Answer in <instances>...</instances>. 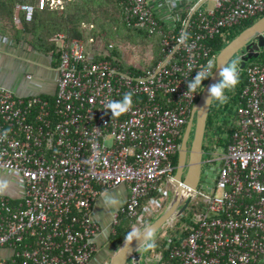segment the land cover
<instances>
[{
  "label": "built area",
  "instance_id": "1",
  "mask_svg": "<svg viewBox=\"0 0 264 264\" xmlns=\"http://www.w3.org/2000/svg\"><path fill=\"white\" fill-rule=\"evenodd\" d=\"M214 1L212 8L204 0L178 7L170 21L148 0L130 2L126 20L163 35L158 61L143 73L96 60L72 39L60 55L53 96H20L0 86V171L11 172L22 189L17 201L0 196V264H89L101 233L93 204L120 185L129 195L114 225L120 214L139 229L156 216L168 197L172 156L203 89L185 95L188 81L217 56L210 40L264 13V0ZM47 3L57 8L62 1L39 0L38 6ZM35 9L17 4L15 19L23 13L31 21ZM98 53L108 49L99 46ZM242 70L247 82L224 132L228 142L213 144L214 150L208 142L204 151L203 163H217L213 182L206 190L199 185L200 207L181 226L188 235L172 241L166 229L170 255L162 264H258L264 258V64ZM127 92L130 109L112 118L105 104ZM161 260L154 254L148 263Z\"/></svg>",
  "mask_w": 264,
  "mask_h": 264
},
{
  "label": "trees",
  "instance_id": "2",
  "mask_svg": "<svg viewBox=\"0 0 264 264\" xmlns=\"http://www.w3.org/2000/svg\"><path fill=\"white\" fill-rule=\"evenodd\" d=\"M38 1L0 0V34L14 38L17 41L24 39L30 46L45 54L52 52L51 57L56 61L54 65L59 64L60 55L72 39L81 40L84 43L85 52L87 54L92 53L94 59H108L121 69L130 70L135 73H143L156 64L160 57L159 51L161 50L163 35L158 32L151 33L148 28L135 25L134 21L129 23L126 20V8L132 0H62V3L57 8H53L47 4L43 9L38 7ZM17 4H33L37 7L31 21H27L24 15L22 13L20 14V20L22 22L21 28H17L15 22ZM187 15L188 11H184L183 17L185 18ZM262 15L264 13L245 20L239 25L224 29L222 33L216 35L209 42L213 47L214 53H218L231 39L254 23ZM119 26H124L127 32L124 34L120 33L118 30ZM133 31H140V34H143L137 36L132 33ZM60 35L64 37L65 45L57 42ZM153 38L155 40H152ZM126 41H131L134 45H149L152 50V60L145 64L139 62L137 66L134 64L126 65L123 54L120 53L121 50L118 46L119 42L123 43ZM157 45L159 51L156 49ZM99 46L108 49V53L99 54ZM254 63L264 64V47L261 50L259 59H251L247 63V66ZM208 79L205 81V84ZM246 82L245 70H242L238 86L233 92L227 93L229 96L228 102L223 105L218 103L212 104L207 129L220 128L221 131L224 129L225 126L219 125V119L224 118L229 120V117L233 116V112L239 103L240 93L245 87ZM216 121H219L218 127L214 125ZM186 126L184 127V131ZM210 132L212 133L213 131ZM181 140L182 138L179 141L181 142ZM177 157V153L172 157L173 165L177 164ZM152 194L155 195L158 193L153 192ZM170 199L171 196L166 203ZM196 210L195 207L191 208L190 204L187 210L189 213L186 216H184L185 213L182 214L181 222L177 223L175 228L170 227L168 229V234L172 241H175L177 236L184 238L188 235L189 231L182 230L181 226L183 223L190 221L191 216ZM154 218L151 217L147 223L153 221ZM134 223H136L135 219L130 218L128 214H120L119 221L115 225V231L110 236V242L114 248L118 249L121 246L124 242V237L133 228ZM167 244L168 241L165 238L157 240L156 247L153 248L150 254H160L162 256L161 264L169 260L170 249H168ZM110 258L108 262H110Z\"/></svg>",
  "mask_w": 264,
  "mask_h": 264
},
{
  "label": "crops",
  "instance_id": "3",
  "mask_svg": "<svg viewBox=\"0 0 264 264\" xmlns=\"http://www.w3.org/2000/svg\"><path fill=\"white\" fill-rule=\"evenodd\" d=\"M157 15L165 21L172 19L173 11L178 7L197 3L199 0H148ZM214 0H204L205 8L214 7ZM193 4V5H194ZM17 13V11H16ZM17 28L22 27L21 20L16 22ZM64 37L60 35L58 43L64 44ZM52 54H45L36 50L24 39L21 41L14 40L0 34V86L11 89L17 95H46L53 96L57 90V79L59 76L58 65H54L56 61ZM58 62V61H57ZM17 201L22 196L21 185L16 177L9 171H0V190ZM129 189L126 185H120L113 190L103 191L93 204V219L108 230L111 228V222L108 219L107 212L113 214L118 211L127 202ZM115 214V213H114ZM113 214V216H114ZM102 232V229H101ZM107 232V231H104ZM103 232V233H104ZM113 232V228L111 233ZM110 233V235H111ZM98 237L97 245L99 250L100 237ZM145 251V250H144ZM102 253V252H101ZM98 252L96 253V255ZM112 254L111 249H107L106 255ZM93 258L94 264H102L106 260L102 256V261ZM108 258V259H109ZM108 262V260H106ZM109 263V262H108ZM264 264V258L258 263Z\"/></svg>",
  "mask_w": 264,
  "mask_h": 264
},
{
  "label": "water",
  "instance_id": "4",
  "mask_svg": "<svg viewBox=\"0 0 264 264\" xmlns=\"http://www.w3.org/2000/svg\"><path fill=\"white\" fill-rule=\"evenodd\" d=\"M262 47H264V15L231 39L217 53L216 57L222 67L235 59L237 54L241 52L238 59L242 70L251 59L260 56ZM219 80L218 72H215L208 79L187 123L179 149L178 166L171 177V183L175 191L173 197L159 216L141 228L142 231L147 227L154 236L165 225H170L180 217L197 195L202 176L204 136L212 106L207 102V89ZM191 136V146L188 148L187 143ZM141 251L142 249H137L135 240L128 248H124L123 242L112 255L109 264H140L141 254L139 253Z\"/></svg>",
  "mask_w": 264,
  "mask_h": 264
},
{
  "label": "clouds",
  "instance_id": "5",
  "mask_svg": "<svg viewBox=\"0 0 264 264\" xmlns=\"http://www.w3.org/2000/svg\"><path fill=\"white\" fill-rule=\"evenodd\" d=\"M38 3H39V1H38ZM240 71H241V68H240V60L239 59H233L229 63H227L221 67L217 57L212 56L206 61V63L204 65H202L200 67V69L196 72V75L194 76V78L192 80L188 81V83H187L188 91L185 93V95L188 93H192L194 95L199 93V91H198L199 89H201V88L204 89L203 82L206 79L212 77L215 72H218V74L220 76V80L217 83L212 84L210 87H208V89H207V92H208L207 102L209 105H211L213 103H218L220 105H223V104L227 103L229 100V96L227 95V93L233 92L236 89V87L238 86L239 81H240ZM132 95L133 94L131 92H127L123 95L122 99L110 100L105 104V109L111 111L112 118L119 117L121 114L127 112L130 109V107L133 103ZM184 132L185 131L183 129L182 137L184 135ZM179 143H180V147H181V142L179 141ZM180 147H179V149H180ZM174 167H175V165H174ZM174 171H175V169H174ZM169 183H171V178H170ZM171 185H172V183H171ZM198 188H199V186H198ZM195 197H194V199H195ZM154 217L156 218L157 215ZM175 221H177V220H175ZM142 227H144V225ZM141 228L139 229V228L133 226V228L126 234V236L124 237V248L130 247L134 240L137 243V249H142V250L146 251V250H150V249H153L156 247V240H155V237L152 235L151 231L148 230L147 227H145V229L143 231L141 230ZM114 231H115V225L113 226V232ZM116 250L117 249L115 248V251ZM114 253L115 252H113L110 256L112 257V255Z\"/></svg>",
  "mask_w": 264,
  "mask_h": 264
},
{
  "label": "rangeland",
  "instance_id": "6",
  "mask_svg": "<svg viewBox=\"0 0 264 264\" xmlns=\"http://www.w3.org/2000/svg\"><path fill=\"white\" fill-rule=\"evenodd\" d=\"M62 1V0H61ZM195 2V1H194ZM16 18V17H15ZM15 22H17V20L15 19ZM118 30L120 31V33H122V34H124L125 32H127V30H126V28L124 27V26H119V28H118ZM132 33H134L135 35H141V34H143V33H141L140 34V31H133ZM155 38V37H154ZM152 39V40H155V39ZM157 39V38H156ZM119 45V48H120V53H122L123 54V58H124V63L126 64V65H128V64H134V65H136L137 66V64L139 63V62H143L144 64L145 63H147V62H149V61H151L152 60V56H151V52H152V50H151V47H149V45H142V44H137V45H134L133 43H131V41H126V42H123V43H121V42H119L118 43ZM157 50H158V45H157V48H156ZM159 51V50H158ZM257 59H259V57L257 58ZM219 121H220V124L219 125H221V126H225V128L226 129H223L222 131H221V129L219 128H215L214 130H213V132H212V135H211V137H209V134H208V136H207V138H206V140H205V145L206 144H208V142L210 143V144H212V146H210V148H213L212 150H214V147H213V144H218V143H223V144H226L227 142H228V140H227V136L225 135V131L227 130V131H229V129H230V125L228 124L229 122H230V120H228V119H224V118H220L219 119ZM219 121H216L215 123H214V125H216L217 127L219 126L218 125V122ZM211 130H209V131H207V132H210ZM205 158H206V156H205ZM217 163H213V164H207V163H203V167H202V176H201V181H200V187L202 188V189H205L206 190V188H204V186L203 185H207V183H209V185H211L212 184V182H213V179H214V177H215V174H216V170H217ZM164 189L166 190V192H167V195H168V197H167V200H168V198L171 196V197H173V195H174V186L173 185H171V183H169V182H166L165 183V185H164ZM110 190H113V189H110ZM5 195V193L4 192H2V189L0 190V196H4ZM167 200H166V202H167ZM199 201H200V198H196V199H194L192 202H191V208L193 207H195V209H197L198 207H200V203H199ZM165 202V204L163 205V207H161L160 209H159V211L156 213V215L157 216H159L161 213H162V211L167 207V205L169 204V202L168 203H166ZM188 209H186L185 210V215L184 216H186L188 213H189V211H187ZM117 212V210L115 211V212H113V214L114 213H116ZM183 213V214H184ZM113 214L112 213H110L109 211L107 212V216H108V219H109V221L111 222V220H112V224H111V228H110V230H108L106 227H102L101 226V224H99L100 225V227H101V229H102V232H101V237H100V243H101V245L99 244V250H98V254L96 255V260H99L100 262L102 261V256L104 255L105 256V258H106V260H108V255H106V251H107V249H111L112 250V253L113 252H115V248H113V247H111L110 245H109V243H108V239H109V237H110V233H111V231H112V228H113V226H114V222H115V220H114V216H113ZM182 216V215H181ZM180 216V217H181ZM183 216V217H184ZM177 218L176 220L177 221H175L172 225H165L163 228H161L155 235H154V237H155V240H156V243H157V239H163L164 238V233H165V231H166V229H169L170 227L171 228H175L176 227V224L177 223H180L181 222V219H182V217L181 218ZM155 219V218H154ZM153 219V220H154ZM104 231H107V232H104ZM104 232V233H103ZM152 250L153 249H150V250H146L145 252H144V255H145V257H143V259H142V263L143 264H149L148 263V257L150 256V254H151V252H152ZM102 252V253H101ZM93 260V259H92ZM90 261V263L89 264H94V262L93 261ZM103 261L102 262V264H109L107 261Z\"/></svg>",
  "mask_w": 264,
  "mask_h": 264
},
{
  "label": "flooded vegetation",
  "instance_id": "7",
  "mask_svg": "<svg viewBox=\"0 0 264 264\" xmlns=\"http://www.w3.org/2000/svg\"><path fill=\"white\" fill-rule=\"evenodd\" d=\"M263 48V47H262ZM262 48H261V50H262ZM240 56H241V52H239L238 54H237V57L235 58V59H238V58H240ZM208 124V123H207ZM229 125H230V123H228ZM224 129H226L225 127H224ZM214 130V128L211 130V131H213ZM207 131H209V129H207L206 128V132H205V136H204V142H203V145H204V151H205V149H206V146H207V144L205 145V140H206V138H207V136H208V134H209V137H211V135H212V133L211 132H207ZM182 139H183V137H182ZM191 139H192V136L189 138V140H188V143H187V145H188V148H190V146H191ZM181 143H182V141H181ZM177 154H178V157H177V164L175 165V171H176V167L178 166V159H179V149H178V151H177ZM203 161H204V152H203ZM175 171H174V173H175ZM112 234V233H111ZM111 236V235H110ZM157 240H159V239H157ZM108 243H109V245L111 246V247H113L114 248V246H113V244L110 242V237H109V239H108ZM143 251V250H142ZM140 252L139 254H141V263L140 264H143L142 263V259H143V257H145V255H144V252L145 251H143V252ZM110 256V255H109ZM149 258V257H148Z\"/></svg>",
  "mask_w": 264,
  "mask_h": 264
}]
</instances>
